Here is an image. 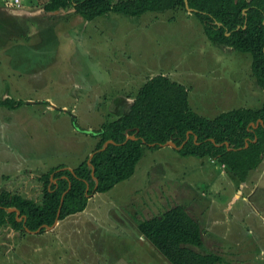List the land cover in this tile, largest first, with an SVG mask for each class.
<instances>
[{
  "label": "rangeland",
  "instance_id": "374dc122",
  "mask_svg": "<svg viewBox=\"0 0 264 264\" xmlns=\"http://www.w3.org/2000/svg\"><path fill=\"white\" fill-rule=\"evenodd\" d=\"M18 2L0 0V100L19 102L0 105V190L41 199L38 177L60 164L76 166L96 141L86 132L118 117L107 100L135 95L160 73L184 85L189 108L207 119L260 106L252 98L263 89L251 73L250 54L209 41L186 9L107 12L85 21L71 10L42 16L44 0ZM226 90L229 99H221ZM215 165L214 183L208 182L209 157L144 147L133 174L89 195L76 218L31 234L0 228V264H170L148 241L152 251L142 254L134 226L151 210L175 205L205 230L196 251L217 254V264H264V168L250 196L249 182L241 191Z\"/></svg>",
  "mask_w": 264,
  "mask_h": 264
},
{
  "label": "trees",
  "instance_id": "16d2710c",
  "mask_svg": "<svg viewBox=\"0 0 264 264\" xmlns=\"http://www.w3.org/2000/svg\"><path fill=\"white\" fill-rule=\"evenodd\" d=\"M185 1L209 41L250 54L251 73L264 91V0H44L39 11L42 16L56 17L71 10L90 21L107 12L138 16L185 9ZM0 105L13 108L19 102L5 98ZM86 133L96 138L91 158L86 155L72 169L58 165L40 175L39 202L0 191V226L42 232L43 226L53 223L58 208V220L81 212L89 195L104 193L132 175L144 147L156 149L168 141L181 156L215 159L243 182L262 161L264 102L257 109L236 108L207 119L189 109L183 85L157 74L138 88L127 113ZM107 140L112 143L101 149ZM8 208L18 210L22 219L17 221ZM137 230L170 264L220 261L217 254L196 251L202 246V229L182 205L139 221Z\"/></svg>",
  "mask_w": 264,
  "mask_h": 264
},
{
  "label": "crops",
  "instance_id": "0c3cea01",
  "mask_svg": "<svg viewBox=\"0 0 264 264\" xmlns=\"http://www.w3.org/2000/svg\"><path fill=\"white\" fill-rule=\"evenodd\" d=\"M13 3H15L14 2V0H13ZM16 5V7L17 6H19L20 4H19V2L18 3H16L15 4ZM1 9H3L4 10V8L3 7H1ZM160 74H162V73H160ZM163 75V74H162ZM164 76H166V75H164ZM167 77V76H166ZM169 78V77H168ZM176 78V77H175ZM170 79V78H169ZM171 80V79H170ZM145 81V80H144ZM172 81H174V80H172ZM174 82H176V83H179V82H177V81H174ZM256 83V82H255ZM179 84H181V83H179ZM142 85V84H141ZM140 85V86H141ZM182 85V84H181ZM139 86V87H140ZM184 86V85H183ZM185 87V86H184ZM251 89V88H250ZM254 89V88H253ZM252 90V89H251ZM187 91V90H186ZM262 91V90H261ZM253 93H252V98H254L255 99V101L257 102L258 101V104L261 106L262 105V103L264 102V91L263 92H255V91H252ZM223 93V92H222ZM228 93H231L230 92V90H226V91H224V95L225 96H223L221 99H229L227 96L229 95ZM133 97H134V95H130V96H128V97H125V96H122L121 94H119V95H117V96H115V97H113V98H109V100H107V103L105 104V106H107L108 107V109L110 110V112L111 111H116L117 113H119V115H118V117L119 116H121V115H123V114H125V113H127V111L129 110V106H130V104H131V102H132V100H133ZM216 97H221V95L220 94H216ZM187 102H188V105H190V103H189V92L187 91ZM221 102H219V104H220ZM218 104V105H219ZM257 104V103H256ZM121 106H123V108H120ZM259 106V107H260ZM189 107V106H188ZM259 107H257V108H259ZM51 108H54V107H52L51 106ZM242 108V107H241ZM257 108H254V109H257ZM190 109V108H189ZM235 109V108H234ZM249 109H252V108H249ZM191 110V109H190ZM192 111V110H191ZM203 111H204V109H203ZM224 111H226V110H224ZM224 111H218L219 113H221V112H224ZM109 112V111H108ZM109 112V113H110ZM193 112H195V111H193ZM121 113V114H120ZM195 113H197L198 115H200L198 112H195ZM219 113H214L215 114V116L216 115H218ZM200 116H202V115H200ZM203 117V116H202ZM214 117V116H213ZM96 142V141H95ZM95 144V143H94ZM162 146H169V145H162ZM93 147H94V145H93ZM93 147H91V150H92V148ZM89 153H88V155L90 154V150L88 151ZM87 155V156H88ZM263 156H264V154H263ZM86 157V156H85ZM84 157V158H85ZM83 158V159H84ZM204 157H202V158H198L199 159V161H201V159H203ZM209 162H210V165H213L214 167H207V170H206V176L205 177H207L208 179H206L205 181H208V182H212V180H213V183H214V177H215V171H216V166L217 165H215L216 164V160L215 159H212V158H209ZM201 163L202 162H197L196 163V168H201ZM60 165H65L66 166V168H68V169H72V168H74L75 167V165L74 166H70L69 164H67V163H65V164H60ZM262 166V167H261ZM261 167V169L259 170V168ZM50 168H52V167H50ZM220 168H221V171L219 172V174H221V175H225V173H227V171H226V169H225V167L222 165V164H220ZM263 168H264V157H262V161H261V163L258 165V167H256L254 170H251L248 174H247V177H246V179H245V181H243V182H238V181H234V178L229 174V177H228V179H229V181H231V182H234V183H236V184H238V188L242 191V186L241 185H245V184H247L248 182L251 184V190L249 191V193L251 194L250 196H252V194L254 193L253 192V189H255L256 188V186L257 185H255V183H256V181L258 180V178L263 174ZM254 173H257V175L255 174L254 175ZM133 174V173H132ZM252 174L254 175V176H252ZM212 183V184H213ZM248 183V184H249ZM211 184V183H210ZM255 187V188H254ZM238 188L235 190V192H234V194H235V198H238L239 196H241L240 194V191H238ZM249 193H247V194H249ZM96 194V193H95ZM95 194L91 197V198H94V196H95ZM25 196V195H24ZM25 197H27V198H31L30 196H28V195H26ZM91 198H89V199H91ZM31 199H33V200H35L34 198H31ZM88 199V200H89ZM38 200H40V199H38ZM38 200H35V201H38ZM250 200V199H249ZM39 202V201H38ZM131 202H134V201H131ZM249 202V201H248ZM85 209V208H84ZM186 210V209H185ZM83 211V210H82ZM81 211V212H82ZM121 211V213H125L124 212V210H120ZM164 211V210H163ZM163 211H161V212H159V213H156V214H154V212L151 210L150 212L152 213V215H150V217H152V216H158L160 213H162ZM81 212H78L77 214L75 213V214H72V215H69V216H67V217H65L64 219H70L71 217H75L76 218V215H80L79 213H81ZM187 212V211H186ZM131 216V215H130ZM150 217H147V218H150ZM147 218H144V219H147ZM141 220H143V219H139V220H137L136 221V224H135V226L134 227H136L137 228V223L139 222V221H141ZM60 221V220H59ZM70 221V220H69ZM70 222H72V221H70ZM59 223H61V222H58L57 221V224L55 225V226H58V225H60ZM200 225V224H199ZM89 226H91V223H88L85 227H83V228H85V230L86 231H84V232H86V234L88 235L89 234V229H91ZM130 227V226H129ZM201 228V227H200ZM136 231L138 232V230L136 229ZM202 231L204 232L205 230L204 229H202ZM138 234H139V232H138ZM140 235V234H139ZM136 237V236H135ZM134 237V238H135ZM137 238H139V239H141V240H143V241H140L141 242V244L144 246L143 248H144V250H143V252H142V254L143 253H145L146 252V250L147 251H152V249L149 247V246H147V243H145L144 241H146L141 235L140 236H138ZM133 239V238H132ZM149 247V248H148ZM148 248V249H147ZM215 254V253H214ZM220 261H221V258H220ZM223 263V262H222Z\"/></svg>",
  "mask_w": 264,
  "mask_h": 264
},
{
  "label": "water",
  "instance_id": "95a60500",
  "mask_svg": "<svg viewBox=\"0 0 264 264\" xmlns=\"http://www.w3.org/2000/svg\"><path fill=\"white\" fill-rule=\"evenodd\" d=\"M185 9H186L188 12H191V9H189V8L187 7L186 1H185ZM258 122L261 123V120L259 119ZM256 125H257V123H256ZM126 138H129V137L127 136ZM130 138H133V136H130ZM108 143H112V141H111V140H107V141H105L101 149H104V148L107 146ZM164 145H169V146L175 147L174 143H172L171 141L166 142ZM92 155H93V152L90 153V154L88 155V158H91ZM61 203H62V198L60 199V205H61ZM60 205H59V207H60ZM7 211H14L16 214H19L18 210L14 209V208H8ZM58 215H59V208H58V210H57V213H56V216H55V219H54L53 223H52L50 226H43V227H44L45 229H51V228H53V227L57 224V221H58ZM25 230H26L28 233H37L40 229L38 228V229L35 230V231H29V230H27V229H25Z\"/></svg>",
  "mask_w": 264,
  "mask_h": 264
},
{
  "label": "flooded vegetation",
  "instance_id": "af4514ba",
  "mask_svg": "<svg viewBox=\"0 0 264 264\" xmlns=\"http://www.w3.org/2000/svg\"><path fill=\"white\" fill-rule=\"evenodd\" d=\"M38 178H39V177H38ZM39 183H40V182H39ZM40 184H41V183H40ZM1 190H7V191H10V190H8V189H1ZM1 190H0V191H1ZM10 192H11V191H10ZM11 193L21 195V193H19V192H11ZM40 193H41V191H40ZM26 195H27V194H26ZM26 195H25V196H26ZM21 196H23V195H21ZM25 196H23V197H25ZM34 201H35V200H34ZM13 212H14V211H13ZM15 214H16V213H15ZM18 216H19V214H16V220H17V221H20L22 218H21V217H18ZM7 226H8V225H7ZM3 227H4V226H0L1 229H3ZM11 229H12V228H11ZM13 230H14V229H13ZM25 232H27V231L25 230ZM13 234H14V233H13ZM29 234H31V233H29ZM14 235H15V234H14Z\"/></svg>",
  "mask_w": 264,
  "mask_h": 264
},
{
  "label": "built area",
  "instance_id": "2783aa9c",
  "mask_svg": "<svg viewBox=\"0 0 264 264\" xmlns=\"http://www.w3.org/2000/svg\"><path fill=\"white\" fill-rule=\"evenodd\" d=\"M15 3H17V0H14Z\"/></svg>",
  "mask_w": 264,
  "mask_h": 264
}]
</instances>
